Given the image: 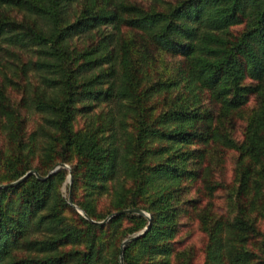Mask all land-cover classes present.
Returning a JSON list of instances; mask_svg holds the SVG:
<instances>
[{"label":"trees","instance_id":"1","mask_svg":"<svg viewBox=\"0 0 264 264\" xmlns=\"http://www.w3.org/2000/svg\"><path fill=\"white\" fill-rule=\"evenodd\" d=\"M213 143L206 189L235 151V214L202 215L205 264H264V0H0V186L44 178L0 188V264H120L150 222L124 264H195L180 216ZM132 208L151 220L98 222Z\"/></svg>","mask_w":264,"mask_h":264},{"label":"rangeland","instance_id":"2","mask_svg":"<svg viewBox=\"0 0 264 264\" xmlns=\"http://www.w3.org/2000/svg\"><path fill=\"white\" fill-rule=\"evenodd\" d=\"M167 65L170 66V64H167ZM161 68L162 67L160 66L157 69H161ZM171 70H172V68H170L169 70L164 72L161 77H169L172 74ZM14 78L18 79V77H14ZM22 78L27 80V77H25V76H23ZM30 80L32 82H34L35 84L38 83V77L35 76V75H34V77L30 76ZM250 82L254 83V81H252V80H247V83H250ZM23 84H25V81L19 82L18 87L21 88V86ZM19 88H14V90L18 91ZM14 96L18 97L19 95H14ZM249 99H250V101H249L248 105L246 106V108L244 109V111L242 113V117H238L237 116L233 120L232 125H231V130H232L233 136L238 138L239 141L243 139V137H244V128L246 127L248 119L252 116L253 110L258 105V95L256 93H252L250 95ZM203 102L205 103L206 107H210V108L212 107L211 106V101L208 99L207 95L203 96ZM112 105L113 104L111 103V106ZM31 117L33 119H37L38 118L37 115H32ZM229 130L230 129L227 128L226 132L227 131L229 132ZM120 133H122V129H120V132L118 134L119 137H121ZM214 146H216L217 148L214 147ZM200 147H202V145ZM218 148H219V146L214 144V143L208 145V147L206 149V152L204 151L205 158H206V160H204V162H203V166L204 167L201 168V169H203L202 173L203 172L204 173L203 174L201 173L202 175L200 176L198 181L191 188L190 192H188L185 195V200L186 201L190 200L193 197H199L200 199H202L201 200L202 204L200 205V208H196L194 210V209L191 208L192 205L189 204L188 202H186L184 204V211L182 212V214L180 216V222H181L182 227H181V231H180L179 236H178L177 239L182 241L181 244L184 245L185 247H191L195 251H197V257H196V260H195V264H205V258H206L205 246L208 243V235L206 234V232L203 231V228H202V223H201L202 215L204 213H206V214H209V215H211L213 217H222L224 219H231L232 216L235 214L234 206H233V203H232V198L230 196V191L232 190V188L234 186V171H235L236 159H237V154H236L235 151H229L227 153L224 166L217 173V178H218V180L222 181L224 187L219 189V190H217L215 193L214 192L212 193V192H210L209 189H206L207 187L210 186V183L212 181H215V177H214L215 174L209 175V173H208L209 169L208 170H205V169L210 167L212 161L214 160V158L216 156V151H217ZM58 164H56L50 170L49 174L52 171L55 170V168H56V166ZM64 164L66 166L60 167L56 171L60 170L61 168H64V170L67 171L66 178H65L64 182L61 184V190L63 191L64 196H65L67 194V192H68V185H70V191H71V185L73 183V173H72L73 169H72L71 164H68V163H64ZM215 164H214V167H215ZM55 172H53V173H55ZM204 189H205V192L201 193L200 191H202ZM71 196H72V201H73L72 191H71ZM69 197H70V192H69ZM105 201H106V196H102L100 198V200H99V207L98 208L100 210H102V207L105 205ZM69 203H70V201H69ZM70 204L73 207H75L74 205H77L74 202L70 203ZM206 204H207V206L209 208L208 209L209 211L204 212L203 211L204 208H202V207L204 205L206 206ZM186 205H187V208H186ZM78 207H80V206H78ZM75 209H76V207H75ZM81 209L83 210V208H81ZM139 209H141V208H139ZM141 210H143L145 213H147L148 215L151 216V214L148 211H146L144 209H141ZM114 213L108 214L107 217H105L102 220H98V222L104 221L105 219L109 218ZM138 214H140V213H138ZM143 215H145V214H143ZM145 216L148 217L147 215H145ZM84 217H86V216H84ZM86 218L88 220H90V221H93V222L97 221V220L92 219L89 215ZM145 228H143V229H145ZM142 230H140V231H142ZM140 231L136 232L134 235H136ZM130 237H132V236H130ZM130 237L125 238L123 241H125L126 239H129Z\"/></svg>","mask_w":264,"mask_h":264},{"label":"water","instance_id":"3","mask_svg":"<svg viewBox=\"0 0 264 264\" xmlns=\"http://www.w3.org/2000/svg\"><path fill=\"white\" fill-rule=\"evenodd\" d=\"M63 166H66V165H65L64 163H59V164L56 166L55 170L52 171L49 175H51L53 172H55L57 169H59L60 167H63ZM33 173L36 174L39 178L44 179V178H43V177H42V176H41L36 170H31V171L27 172L23 177H21L20 179H18L17 181L12 182V183H8V184H3V185L0 186V188H5V187H9V186H13V185H15V184H18V183H20L21 181H23L27 176H29V175H31V174H33ZM49 175H48V176H49ZM69 201H70V203H73V201H72V196H71V191H70ZM74 206L76 207V209H77L80 213H82L84 216L88 217V215H87V214H86V213H85L80 207H78L77 205H74ZM125 212H135V213L145 214V215H147V216L150 218V220H151V216L148 215L147 213H145L143 210H141V209H139V208H132V209L120 210L119 212H116V213L112 214L109 218H107V219H105L104 221L99 222V223H105V222L109 221L113 216H116L117 214H121V213H125ZM150 224H151V222L149 223V225H148L145 229H143L142 231H140V232L137 233L136 235L130 237L129 239H126L125 241H123V243H122V247H121V253H120V264H124V246H125L126 244L130 243L131 241L136 240V239H138L139 237L145 235L146 232H147V230H148V228L150 227Z\"/></svg>","mask_w":264,"mask_h":264}]
</instances>
